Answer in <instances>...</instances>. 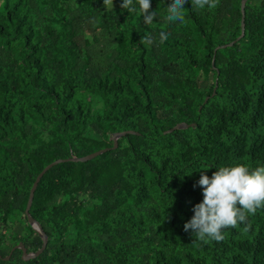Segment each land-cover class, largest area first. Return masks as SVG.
I'll use <instances>...</instances> for the list:
<instances>
[{"label": "trees", "instance_id": "16d2710c", "mask_svg": "<svg viewBox=\"0 0 264 264\" xmlns=\"http://www.w3.org/2000/svg\"><path fill=\"white\" fill-rule=\"evenodd\" d=\"M171 2L150 0L146 24L138 0H0V264H264V207L219 242L184 230L201 171L264 167V0L217 50L241 35L242 0H188L183 23ZM127 130L44 174L30 213L47 247L4 259L43 245L25 213L42 169Z\"/></svg>", "mask_w": 264, "mask_h": 264}, {"label": "clouds", "instance_id": "9594fccd", "mask_svg": "<svg viewBox=\"0 0 264 264\" xmlns=\"http://www.w3.org/2000/svg\"><path fill=\"white\" fill-rule=\"evenodd\" d=\"M188 0H172L167 7L166 20L169 23L184 21L182 12ZM139 11L144 22L151 24L156 13L151 10L150 0H138ZM105 9H113L114 0H103ZM214 7V0H192L195 9ZM121 9L135 12L133 0H122ZM169 33L161 30L159 43L168 39ZM153 36L142 37V42L154 43ZM198 185L202 188L203 200L193 206L194 215L184 224V230H191L197 240L205 243L224 239L222 229L237 227L247 222L248 215L264 207V167L250 170L244 165L220 167L209 177L201 171ZM196 185H194V188ZM247 230V226L245 227Z\"/></svg>", "mask_w": 264, "mask_h": 264}, {"label": "water", "instance_id": "95a60500", "mask_svg": "<svg viewBox=\"0 0 264 264\" xmlns=\"http://www.w3.org/2000/svg\"><path fill=\"white\" fill-rule=\"evenodd\" d=\"M248 0H242V3H241V9H242V32H241V35L238 36L236 39H234L232 42L228 43V44H224V45H221V46H218L216 48L219 49V48H225L227 46H232L234 45L236 42H238L243 36H244V33H245V7H246V3H247ZM209 97L206 98L205 101L208 100ZM189 125L186 123V122H181V123H178L177 125H175L172 129L168 130L167 132H172L176 129H179V128H186L188 127ZM128 133H134V131L132 130H127V131H118V132H115L112 136H111V139L113 140L114 142V145L113 147H106V148H103V149H100V150H97L95 152H92L90 154H87V155H84V156H81V157H77V156H74V157H69V158H59L51 163H49L48 165H46L42 171L37 175L31 189H30V194H29V198H28V202H27V206H26V209H25V213L27 215V218L29 220V223L32 225V227L34 229H36L41 237L43 238V245L42 247L36 251V252H29L26 248V246L21 242L19 243L18 245H16L15 247H13L11 253L6 256L4 259H10L11 257V254L12 252L15 250V249H21L22 252H23V259L24 260H30L32 258H36L37 256H39L44 250L45 248L47 247V244H48V235L47 233L44 231V228L42 227L41 223L36 220L30 213V209L32 207V204H33V200H34V195H35V191L38 187V184L39 182L41 181L42 177L44 176V174L50 169L52 168L54 165L56 164H59V163H62V162H66V161H75V162H84V161H88V160H91L93 158H95L96 156L110 150V149H115L118 147V139L122 136H125L126 134ZM1 257V255H0Z\"/></svg>", "mask_w": 264, "mask_h": 264}]
</instances>
